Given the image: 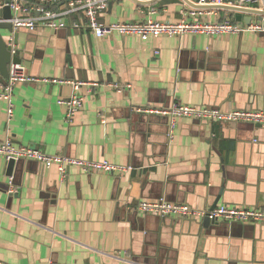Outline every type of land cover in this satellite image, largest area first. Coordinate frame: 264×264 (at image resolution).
Segmentation results:
<instances>
[{
	"label": "crops",
	"instance_id": "obj_1",
	"mask_svg": "<svg viewBox=\"0 0 264 264\" xmlns=\"http://www.w3.org/2000/svg\"><path fill=\"white\" fill-rule=\"evenodd\" d=\"M187 7L113 0L100 20L179 23ZM204 11L205 21L243 22L231 11ZM16 34L30 74L99 86L90 94L82 87L84 106L69 123L59 101L72 98L71 85H18L10 124L0 99V143L10 136L16 146L130 172L85 174L72 167L62 179L56 167L18 161L10 176L0 156V264H264V226L220 222L206 229L134 210L160 199L200 209H264V126L181 119L169 141L168 119L136 111L173 103L264 111L262 35L143 41L70 28Z\"/></svg>",
	"mask_w": 264,
	"mask_h": 264
},
{
	"label": "built area",
	"instance_id": "obj_2",
	"mask_svg": "<svg viewBox=\"0 0 264 264\" xmlns=\"http://www.w3.org/2000/svg\"><path fill=\"white\" fill-rule=\"evenodd\" d=\"M35 1V3H31ZM113 0H10L0 8L9 7L13 13L9 23L13 32L6 37L8 46L16 47L15 34L25 29L31 32L44 30H84L96 38H105L113 35L124 37H138L143 41L156 39L161 36L182 38L187 35H206L210 37L225 34L238 35L242 33H255L264 37V17L261 21L257 17L250 25L244 22L238 24L231 19L220 22L205 21V11L187 7L182 11L183 19L179 23L158 22L151 19L139 23H112L104 24L100 16L106 11ZM144 1V0H142ZM148 1V0H147ZM199 6H235L264 11V0H199ZM158 9L150 8L149 14H156ZM156 54H159L158 52ZM69 84L74 89V95L69 100H60V106L67 107V121L72 123L76 115L82 110L85 96L79 94L82 87L88 88L92 93L99 86L94 82L65 81L62 79H44L29 73L24 64H11L9 78L0 84V99L6 103V118L10 122L14 118L15 105L13 102L14 89L18 85ZM116 90L131 89V85H115ZM137 113L156 115L168 119V138L172 141L178 128V121L190 119L203 123H248L264 126V111H221L207 107L189 106L173 103L167 108H139ZM0 156L7 162L12 160L32 161L41 164L46 169L56 167L62 179L67 177L70 168L76 167L85 174L126 175L130 167L114 165L107 161H94L69 158L63 155H48L40 149L16 146L10 136L0 143ZM15 191L9 190L10 194ZM135 212L142 215H156L161 218H178L203 223L211 222L239 223L243 225L264 226V209L252 207L219 206L215 209H200L183 203H170L164 199L143 201L134 207ZM52 264V263H50Z\"/></svg>",
	"mask_w": 264,
	"mask_h": 264
},
{
	"label": "water",
	"instance_id": "obj_3",
	"mask_svg": "<svg viewBox=\"0 0 264 264\" xmlns=\"http://www.w3.org/2000/svg\"><path fill=\"white\" fill-rule=\"evenodd\" d=\"M141 6H154L159 4L160 6H168L170 4H187L194 9H214V10H227L236 14V20L238 22L243 21L245 24L250 25L253 20L257 17L259 21L264 17V11L256 10V9H248L241 8L235 6H199L197 3L199 0H151V1H140L135 0ZM10 0H4L2 4H8ZM243 14L249 15L248 18L243 19ZM13 13L9 7L0 8V81L6 82L9 78V66L13 64H25L21 50L17 49L19 44V36L15 34V42L14 45L16 47L15 53H13V46H8L6 42V37L3 32H13L12 24L9 21L12 19ZM258 126V125H257ZM17 162L12 160L8 164L7 174L10 176L13 174L14 169L16 168ZM215 209V207H213ZM260 209V208H259ZM263 209V208H261ZM218 224L217 222H211L209 220H205L202 225L204 228L208 229L212 225Z\"/></svg>",
	"mask_w": 264,
	"mask_h": 264
},
{
	"label": "rangeland",
	"instance_id": "obj_4",
	"mask_svg": "<svg viewBox=\"0 0 264 264\" xmlns=\"http://www.w3.org/2000/svg\"><path fill=\"white\" fill-rule=\"evenodd\" d=\"M4 0H0V4L3 2Z\"/></svg>",
	"mask_w": 264,
	"mask_h": 264
}]
</instances>
